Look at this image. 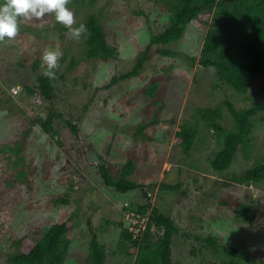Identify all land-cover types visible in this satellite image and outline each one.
<instances>
[{"label": "rangeland", "instance_id": "obj_1", "mask_svg": "<svg viewBox=\"0 0 264 264\" xmlns=\"http://www.w3.org/2000/svg\"><path fill=\"white\" fill-rule=\"evenodd\" d=\"M182 2L68 0L67 7L75 19L72 27L95 14L115 52L114 59L88 57L84 41L87 32L75 38L52 13L40 18L20 17L17 35L0 41V264H9L7 254L16 251L15 241L21 240V248L28 250L41 231L64 221L74 225L65 264H85L91 240L88 219L106 246L107 264H133L136 249L127 243L119 250L123 229L118 223L123 220L124 226H131L124 206L134 204L131 209L137 210V203L146 200L143 189L117 191L104 184L99 172V165L105 162L111 173L119 176L129 161L135 163L130 178L143 185L155 184L152 205L178 225L173 244L175 260L221 264L228 258L226 251L215 254L204 240L214 236L219 244L242 251L243 264H264V182H232V177L264 158V110L254 117L250 157L240 150L232 167L222 174L213 171L207 160L218 147L215 132L205 120L200 118L197 123L198 108L221 107V123L232 128L227 100L237 108L263 103L264 67L243 94L219 82L215 68L199 63L205 34L215 17L212 11L190 22L178 41L154 44L140 74L120 79L134 68L138 53L151 36L165 31L171 10ZM161 47L178 55L156 52ZM49 49L62 52L56 66L58 96L54 106L65 119L77 123L79 137L63 118L54 120L57 134L47 133L34 120L39 115L46 117L49 104L37 95L25 99L19 92L21 83L35 80L36 60L38 71H44L42 54ZM113 77L119 79L111 83ZM150 88H155L154 96L148 95ZM155 117L156 123L136 133L139 126ZM184 123L198 124L200 131L201 140L189 156L177 137ZM28 129L20 153L24 164L22 160L15 166V153L9 149L3 152L1 147L23 141V132ZM22 169L26 181H15ZM159 184L171 188L160 189ZM64 197L68 203L55 204ZM241 202L251 206L252 221L237 217ZM153 231L157 232L156 227Z\"/></svg>", "mask_w": 264, "mask_h": 264}, {"label": "trees", "instance_id": "obj_2", "mask_svg": "<svg viewBox=\"0 0 264 264\" xmlns=\"http://www.w3.org/2000/svg\"><path fill=\"white\" fill-rule=\"evenodd\" d=\"M177 9L171 10L170 24L165 31L153 34L150 42L137 55L134 68L120 76V79L136 76L143 70L145 63L151 58L150 50L154 44L162 46L178 41L185 34L187 25L197 19L201 14L215 11V17L210 23L205 34L199 63L204 67H213L216 70L219 82L233 88L239 93H247L251 84L257 79L264 67V0H182ZM87 36L85 37V54L88 57L98 59H114L115 52L109 46L106 33L102 28L99 18L92 14L85 21ZM28 29H30L28 27ZM156 52L164 56H177L178 53L168 47L158 48ZM39 61L33 64L35 80L30 83H21L19 91L25 99L29 96H39L40 100L48 103L46 105V117L37 116L34 122L40 123L43 129L50 135H55L58 130L54 128L55 118H63L65 124L70 127L72 133L79 137L77 123L71 119H65L61 112L54 106L58 96L57 83L59 72L55 68V79L44 75V71H38ZM14 75V74H13ZM63 78V75H60ZM119 77H113L111 83H115ZM7 82V81H6ZM18 83L16 80L13 82ZM107 85L106 87H109ZM148 95L154 96L155 88L148 89ZM30 104V103H29ZM31 104H34L31 102ZM228 111L233 120L232 128H227L221 123L223 110L221 107L198 108L197 114L207 122V126L215 132L217 149L213 150L207 160L213 171L222 174L228 171L240 150L244 151L246 157H250L253 148L252 135L254 132V117L264 110V102L254 104L246 108H237L230 100L226 101ZM11 116V111L9 110ZM157 117L137 128V134L142 133L145 127L157 122ZM29 129L23 132V141L16 142L14 146L3 145L1 151H13L17 156L14 162L18 166L24 159L21 152ZM143 137H145L143 135ZM177 137L181 139V147L186 156H189L200 138L198 124H181L177 131ZM200 138V139H199ZM61 143V141H60ZM135 163L129 161L119 171L120 175L115 176L105 162L99 165V172L104 184L116 188L117 191L126 193L138 188L143 189L146 200L143 204L137 203V210L142 215L148 213L149 221L142 236L136 237L129 227L124 226V221L118 223L122 226V241L119 250L129 243L136 249L135 261L133 264H183L173 258V244L179 228L175 221L159 210L157 205L151 203L152 193L155 184L143 185L130 176L134 173ZM15 181H26L24 170H18ZM236 184L259 185L264 182V158L254 161L251 166L240 174L232 177ZM12 184V182H9ZM147 186V187H146ZM153 187V188H150ZM171 188V185H160L159 188ZM177 190V187H173ZM158 189V188H157ZM67 197L56 199L55 204L68 203ZM132 205H125L124 210H130ZM124 211V212H125ZM123 212V215H124ZM237 217L244 220H253L254 214L250 205L239 203ZM73 218H70L72 220ZM91 232L89 254L85 264H107L108 254L106 246L100 242L98 233L88 219ZM69 221L54 223L45 231H41L38 238L28 250L21 248V240L14 242L16 251L7 254L6 260L9 264H65L68 251L71 245L69 233L73 228ZM156 227V233L153 231ZM162 230V234L158 232ZM155 236L157 239L155 240ZM200 239V237H197ZM215 254L226 251L225 260L221 264H243V252L229 245L219 244L214 236L204 239ZM193 253H197L194 248Z\"/></svg>", "mask_w": 264, "mask_h": 264}, {"label": "clouds", "instance_id": "obj_3", "mask_svg": "<svg viewBox=\"0 0 264 264\" xmlns=\"http://www.w3.org/2000/svg\"><path fill=\"white\" fill-rule=\"evenodd\" d=\"M68 0H0V41L14 38L19 31V18H40L45 14H54L56 22L67 27L75 38L87 32V26L75 24L74 13L67 7ZM62 52L57 49L45 50L42 62L46 64L44 75L55 79L56 68Z\"/></svg>", "mask_w": 264, "mask_h": 264}, {"label": "built area", "instance_id": "obj_4", "mask_svg": "<svg viewBox=\"0 0 264 264\" xmlns=\"http://www.w3.org/2000/svg\"><path fill=\"white\" fill-rule=\"evenodd\" d=\"M149 215L148 213L142 215L138 212V210L134 209H130L125 212V219L131 222V226H129V229L134 233L136 237L143 235L149 221Z\"/></svg>", "mask_w": 264, "mask_h": 264}]
</instances>
